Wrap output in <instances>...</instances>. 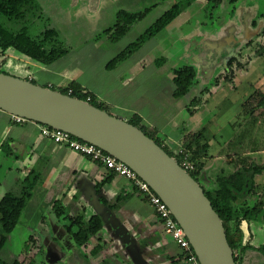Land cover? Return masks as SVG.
<instances>
[{"label":"crops","instance_id":"1","mask_svg":"<svg viewBox=\"0 0 264 264\" xmlns=\"http://www.w3.org/2000/svg\"><path fill=\"white\" fill-rule=\"evenodd\" d=\"M161 3L164 2H157L156 7ZM180 15L130 57L112 68L108 67L109 62L125 48L121 44L122 39L129 35V45L140 36L139 33L132 34L137 23L123 37L113 41L111 32L104 31L114 25L116 16H113L114 19L112 15L98 16L92 20L95 35L82 44L77 60L70 52L47 66L27 59L28 66L37 69L38 78L45 79L37 82L32 74L24 78L33 79L37 84L54 90L64 88L61 86L66 81H69L68 85L75 82L94 95L111 114L125 120L135 114L140 116L148 127L156 130L166 148L174 153L184 149L188 143H192L193 149L201 148V152L205 151L204 146L207 145V153L201 158L205 164L199 175L204 188L216 196L221 179L234 172L240 158L248 157V153L243 150L237 153H230L229 150L226 153L221 149L216 154H210L215 136L211 131L214 119L210 98L201 95L203 90H193L195 88L181 98L173 95L175 70L191 65L189 58H181L185 36L181 31L182 26L177 24ZM222 76L223 73L216 79L220 80ZM55 82L58 84L55 85ZM204 90L212 94L209 89ZM194 98H201V103L191 107ZM0 116L5 117L0 147L5 145V139L10 138L13 147L21 152L24 169L30 172L35 171L43 160L47 164L45 170L50 171L52 165L48 188L55 191V197L61 204L77 213H86L88 209L107 213L102 230L92 238L96 253L115 257L125 252L129 264H190L182 249L164 231L153 206L137 192L130 180L115 175L110 182L98 188L102 180L112 175V171L103 164L43 136L38 122L28 120L16 123L12 114L3 110H0ZM249 162L255 161L250 158ZM120 194L127 196L115 209L108 210L103 201L112 202ZM251 196L256 195H247L240 202L247 200L252 203ZM243 228L246 234L251 232L252 237L250 247L244 251L242 264H257L260 246L257 243L252 245L255 238L252 222L244 221Z\"/></svg>","mask_w":264,"mask_h":264},{"label":"rangeland","instance_id":"2","mask_svg":"<svg viewBox=\"0 0 264 264\" xmlns=\"http://www.w3.org/2000/svg\"><path fill=\"white\" fill-rule=\"evenodd\" d=\"M35 1L37 7L27 18L30 33L38 36L46 29H56L59 40L70 48V54L76 60L85 40L95 35L94 18L116 16L115 24L122 10L139 13L149 9L148 15L137 22L132 33L141 35L171 7V2L154 6L158 0ZM183 12L177 22L185 36L181 58H189L191 66L196 69L193 90H203L201 95L210 98L212 104L214 126L211 131L215 136L210 154H216L221 149L226 153L243 150L248 153L247 163L252 158L255 164L263 167L251 178L249 193L256 195L251 196L252 205L259 206L257 215L251 221L255 237L252 245L257 243L260 246L257 264H264V105L259 104L264 92V54L258 53L264 49V0H237L235 3L225 0L219 4L196 0ZM23 25L24 22H15L10 26L19 29ZM122 40L121 44L126 48L129 35ZM232 57L236 60L228 65ZM27 62L21 53L13 49L0 52V72L20 78L32 74L37 82H42L45 78L40 80L37 69L29 67ZM240 63L243 67L238 66ZM221 73L222 78L216 79ZM48 78L51 76L48 75ZM68 83L66 81L61 87H66ZM204 89H209L212 94ZM4 119L0 116V139ZM5 141V145L0 147V200L8 192L20 196L30 185L32 189L15 230L7 235L0 260L9 264L17 260L29 264L32 258V264H129L125 252L115 257L95 253L93 239L88 247L77 245L66 231L69 221L64 215L76 216L81 212L70 211L64 204L55 205L60 200L55 197V191L48 188L52 165L50 171L45 170L47 164L43 160L29 175L30 171L24 169L21 161L20 150L13 147L10 138ZM225 166L229 167L228 164ZM197 177L205 186L201 176ZM63 209L65 214L59 216L57 211ZM93 213L100 212L89 209L86 213L82 212L84 216L88 215L87 219ZM100 215L107 219V213L101 212Z\"/></svg>","mask_w":264,"mask_h":264},{"label":"trees","instance_id":"3","mask_svg":"<svg viewBox=\"0 0 264 264\" xmlns=\"http://www.w3.org/2000/svg\"><path fill=\"white\" fill-rule=\"evenodd\" d=\"M194 1L196 0H158L159 3L172 2V5L151 27H149L135 41L131 42L124 50L119 52L109 62L108 67L112 68L119 62L130 57L145 42L164 30ZM208 1L214 4H219L225 0ZM228 1L230 3H235L237 0ZM154 6H156V4ZM36 7L35 0H0V52L5 53L9 49H13L21 53L26 59L47 66L67 55L70 52V48L59 40V33L56 29H46L38 36H33L30 33L27 25V18L30 14L33 15ZM148 13L149 9L139 13H130L122 10L117 15L116 23L112 27L106 29L104 33L111 32V39L117 41L123 37L135 23L143 20ZM15 22H24L25 25L19 29H14L10 25ZM261 50L262 51L258 52L260 55L264 54V49ZM234 60H236V57H232L228 64L232 65ZM238 66L243 67V64L240 63ZM196 79L197 72L194 66L185 65L175 70L174 97L181 98L187 95L196 83ZM31 81L36 83L33 79ZM58 91L88 101L94 106L109 112L107 107L99 102L94 95L84 91L80 85L75 82H71L67 87L59 88ZM262 96L263 97L259 100L260 105H264L263 93ZM200 103L201 98H194L191 102V107L198 106ZM127 121L143 130L146 135L152 138L158 145L162 146L171 156L175 157L177 161L181 163L179 151L174 153L166 148L156 130L148 127L140 116L135 114ZM204 150V152H201V148L193 149L192 143H188L184 147V151L189 154L190 160L196 167L194 171H190L189 173L201 185L202 183L197 176L205 164L201 161V158L207 153V145L204 146ZM246 159V157L240 158L237 169L221 179L219 185L220 189L216 196L206 190L202 185L206 195L211 200L214 209L221 217L226 230L227 239L234 251L236 264H242L244 251L250 247L249 242L252 237L251 232H248V234L245 233L243 222H251L252 217L256 216L259 210L258 204L253 206L252 203L247 200L240 202L242 199H245L247 195H250L249 184L251 178L263 168L255 163H247L248 161H246ZM32 173L33 172H30L29 175ZM115 175L116 174L112 172V175L98 184V188L110 182ZM134 187L136 188L135 185ZM31 189L32 187L30 185V187L25 188L23 194L20 196L15 195L13 192H8L0 200V251L6 243L7 235L15 230L26 206L27 200L31 196ZM126 196V194H120L112 202H108L107 200H104L103 202L108 210H113L126 198ZM55 205L62 204L61 202L56 201ZM63 210L64 211H57L59 216L65 214V209ZM64 218L69 221L66 225V231L72 236L77 245L84 247L89 246L91 239L102 230L104 225V219L100 214H94L88 219L82 213L76 216L67 214L64 215ZM32 260H34V258H32ZM32 260L29 264L33 263ZM0 264L9 263L0 260ZM11 264H25V262L17 260Z\"/></svg>","mask_w":264,"mask_h":264},{"label":"water","instance_id":"4","mask_svg":"<svg viewBox=\"0 0 264 264\" xmlns=\"http://www.w3.org/2000/svg\"><path fill=\"white\" fill-rule=\"evenodd\" d=\"M0 110L68 131L124 161L167 202L201 264H236L203 186L140 128L88 101L3 72Z\"/></svg>","mask_w":264,"mask_h":264},{"label":"built area","instance_id":"5","mask_svg":"<svg viewBox=\"0 0 264 264\" xmlns=\"http://www.w3.org/2000/svg\"><path fill=\"white\" fill-rule=\"evenodd\" d=\"M12 119L16 123L28 121V119L14 114L12 115ZM41 134L57 144L65 145L69 149L103 164L116 175L130 180L136 186L138 193L146 198L153 206L158 220L163 225L164 231L170 235L182 249L188 262L190 264H201L185 230L173 215L167 202H165L164 199L152 189L150 184L139 176L130 165L104 151L97 145L78 139L68 131L41 125ZM179 154L181 156V163L179 164L188 172L194 171L196 167L190 160L189 154L186 153L184 149H180Z\"/></svg>","mask_w":264,"mask_h":264}]
</instances>
